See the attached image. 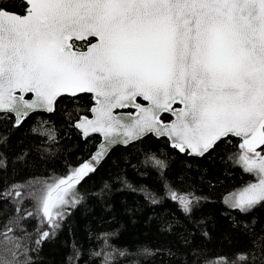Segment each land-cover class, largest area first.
Here are the masks:
<instances>
[{
    "label": "snow or ice",
    "instance_id": "obj_1",
    "mask_svg": "<svg viewBox=\"0 0 264 264\" xmlns=\"http://www.w3.org/2000/svg\"><path fill=\"white\" fill-rule=\"evenodd\" d=\"M23 9L0 5V112L51 113L60 100L92 94L91 116L68 113L69 124L85 138L102 134L103 142L90 160L36 190L0 186V203L11 202L15 212L0 222V264H32L29 253L56 234L68 207L79 202L75 185L113 144L147 134L197 156L237 138L229 158L257 182L226 202L245 213L264 204V0H23ZM131 108L136 112H114ZM165 113L174 119L163 120ZM40 135L55 140L53 130ZM146 163L166 167L154 155ZM6 166L0 158V168ZM165 188L185 216L194 214L200 197ZM147 198L159 202L152 193ZM26 199L34 201L35 212L23 207ZM28 217L41 224L35 248L17 235ZM110 236L99 237L103 245L94 255L101 264L159 252L114 249ZM250 257L244 250L216 253L205 264H250Z\"/></svg>",
    "mask_w": 264,
    "mask_h": 264
},
{
    "label": "trees",
    "instance_id": "obj_2",
    "mask_svg": "<svg viewBox=\"0 0 264 264\" xmlns=\"http://www.w3.org/2000/svg\"><path fill=\"white\" fill-rule=\"evenodd\" d=\"M0 5L12 12L24 10L22 0H0ZM91 100L87 94L71 103L65 98L54 113L32 114L19 127L12 115H0V158L7 165L0 168V186L24 185L27 193L40 182L66 176L81 166L100 139H83L70 126L68 113H73V119L87 114ZM163 119L170 118L164 115ZM44 129L53 130L55 140L40 135ZM238 143L231 138L200 158L182 154L167 139L152 135L115 148L95 172L75 185L79 202L68 207L56 234L29 253L32 264H69L74 252L79 255L71 264H101L102 257L94 253L101 249L99 237L105 233L111 234L108 243L114 249L159 250L155 256H117L114 264H205L216 253L237 250L251 253L250 264H264V204L245 213L226 202L231 193L254 180L252 173L229 158ZM152 155L166 167L158 170L146 163ZM166 184L200 197L192 216H185L168 198ZM148 193L159 202L151 203ZM23 207L36 211L31 199ZM14 215L11 202L0 203V222ZM21 225L24 231L17 235L35 248L40 220L28 217ZM169 249L174 255L168 254Z\"/></svg>",
    "mask_w": 264,
    "mask_h": 264
},
{
    "label": "water",
    "instance_id": "obj_3",
    "mask_svg": "<svg viewBox=\"0 0 264 264\" xmlns=\"http://www.w3.org/2000/svg\"><path fill=\"white\" fill-rule=\"evenodd\" d=\"M31 96L30 98H28L27 96ZM80 95H82V94H80ZM89 95H92V94H89ZM33 98V96H32V94H25V99H32ZM138 99H141V98H138ZM142 100V99H141ZM143 101V100H142ZM138 102L139 103H141L139 100H138ZM144 102V101H143ZM145 103V102H144ZM143 104V103H142ZM174 107H181V105H174ZM55 109H56V106H55ZM55 112V111H54ZM54 112H47V111H45V110H42V109H35V110H31V111H29L28 112V114L27 115H21V116H17V114L16 113H5V112H0V115H5V114H10V115H12V116H14V118H15V126L16 127H19V126H21L22 125V123L26 120V119H28L32 114H36V113H46V114H52V113H54ZM114 112H122V113H127V112H132V113H135L136 112V109H134V108H131V109H116V110H114ZM91 114V113H90ZM164 115H166V116H169L171 119L170 120H172V119H174V117H172L170 114H167V113H165V114H163L162 115V119H163V116ZM19 119V124L17 125V120ZM164 120V119H163ZM170 120H165V121H170ZM80 132V131H79ZM149 135H152L153 137H155V138H157L155 135H153V134H147V135H145L144 137H142L141 139H138V140H135V141H130L129 143H127V144H125V143H117V144H113L110 148H109V150H108V152H107V155L106 156H104L96 165H95V169H94V171H91V173H93V172H95L100 166H101V164L106 160V158L110 155V153L115 149V148H117V147H119V146H122V147H127V146H130L131 144H133V143H135V142H138V141H140V140H142L143 138H145V137H147V136H149ZM92 136H99L100 137V142L98 143V145H97V148L95 149V151L92 153V155L94 154V153H96L97 152V150H98V148L101 146V144H102V142H103V136H102V134H100V133H93V134H91L89 137H92ZM83 137V136H82ZM89 137H87V138H85V137H83V139H88ZM162 138H165V139H167L166 137H162ZM157 139H161V138H157ZM237 139V138H236ZM168 140V139H167ZM168 142H169V145H170V147L171 148H174L173 146H172V144H171V142L168 140ZM174 149H176L178 152H180L179 151V149H177V148H174ZM259 150V149H258ZM211 150H209V152H210ZM181 153V152H180ZM184 153H187L188 154V152H184ZM184 153H182V154H184ZM208 153V152H207ZM207 153H205L204 155H206ZM92 155L89 157V158H87L84 162H86V161H88V160H90V158L92 157ZM203 155V156H204ZM188 156H190V157H203V156H197V155H189L188 154ZM83 162V163H84ZM82 163V164H83Z\"/></svg>",
    "mask_w": 264,
    "mask_h": 264
},
{
    "label": "flooded vegetation",
    "instance_id": "obj_4",
    "mask_svg": "<svg viewBox=\"0 0 264 264\" xmlns=\"http://www.w3.org/2000/svg\"><path fill=\"white\" fill-rule=\"evenodd\" d=\"M23 1V0H22ZM87 95H89V94H87ZM89 96H91V98H92V95H89ZM28 98H30L31 96H27ZM141 103H144L141 99H138ZM84 115H89V116H91V114L88 112L87 114H84ZM14 117V116H13ZM170 118V117H169ZM15 119V118H14ZM171 119V118H170ZM169 119V120H170ZM99 137V136H98ZM99 139H100V137H99ZM100 142V141H99Z\"/></svg>",
    "mask_w": 264,
    "mask_h": 264
},
{
    "label": "rangeland",
    "instance_id": "obj_5",
    "mask_svg": "<svg viewBox=\"0 0 264 264\" xmlns=\"http://www.w3.org/2000/svg\"><path fill=\"white\" fill-rule=\"evenodd\" d=\"M254 175V174H253ZM255 182H257V176L256 175H254V180L251 182V183H255ZM248 185V184H247ZM246 186V185H245ZM244 186V187H245ZM243 188V187H242Z\"/></svg>",
    "mask_w": 264,
    "mask_h": 264
}]
</instances>
